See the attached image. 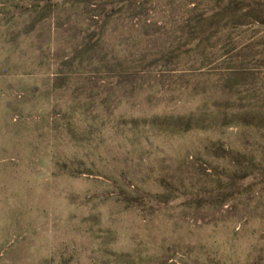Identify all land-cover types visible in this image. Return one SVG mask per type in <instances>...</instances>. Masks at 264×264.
Returning <instances> with one entry per match:
<instances>
[{"label":"rangeland","instance_id":"rangeland-1","mask_svg":"<svg viewBox=\"0 0 264 264\" xmlns=\"http://www.w3.org/2000/svg\"><path fill=\"white\" fill-rule=\"evenodd\" d=\"M0 264H264V0H0Z\"/></svg>","mask_w":264,"mask_h":264}]
</instances>
